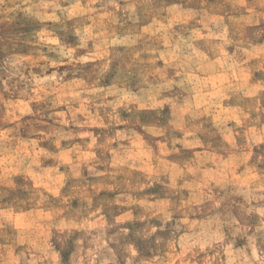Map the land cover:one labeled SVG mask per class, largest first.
I'll list each match as a JSON object with an SVG mask.
<instances>
[{"label": "rangeland", "instance_id": "rangeland-1", "mask_svg": "<svg viewBox=\"0 0 264 264\" xmlns=\"http://www.w3.org/2000/svg\"><path fill=\"white\" fill-rule=\"evenodd\" d=\"M0 264H264V0H0Z\"/></svg>", "mask_w": 264, "mask_h": 264}]
</instances>
